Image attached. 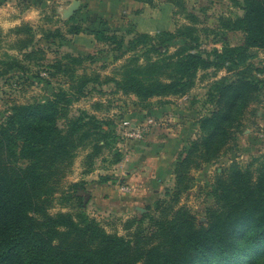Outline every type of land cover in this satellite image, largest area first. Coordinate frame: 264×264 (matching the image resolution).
<instances>
[{"label":"trees","instance_id":"1","mask_svg":"<svg viewBox=\"0 0 264 264\" xmlns=\"http://www.w3.org/2000/svg\"><path fill=\"white\" fill-rule=\"evenodd\" d=\"M138 1L153 6L152 0ZM233 1L241 6L243 15L223 16L220 24L224 30L241 31L242 42L207 55L196 50L200 41L197 17L179 0L171 2L186 12L190 22L174 31L133 30L126 39L105 27L104 20L98 28L71 27L70 33L93 34L111 52L113 62H124L115 75H102L85 64L94 61V54L65 53L51 63V74L64 77L68 87L60 86L47 102L19 103L6 110L0 120V264H252V259H245L250 249L264 254V162L256 176L237 166L217 175L215 203L207 207L206 221L199 222L183 205L177 207L180 195L194 179L190 171L221 156L232 139L231 122L260 90L257 78L241 72L234 79L218 81L209 93L215 108L198 120L199 134L175 162L172 201L157 200L142 215L128 219V235L107 231L85 213L74 216L50 210L79 151H86V170L94 167L105 150L112 154L113 162L121 160L120 151L113 146L111 119L85 111L68 117L70 104L84 94L89 83L99 82L101 77L114 81L118 89L141 101L185 94L195 85L199 69L237 65L249 57L250 49H264V0ZM27 28L16 45L22 53L34 48L33 34ZM14 31L20 33L22 28ZM58 35L62 36L59 29H47L43 37L48 40ZM177 40L183 43L173 53L160 49ZM38 51L34 48L25 56ZM3 64L0 76L25 69L16 55H8ZM145 220L148 225L143 227Z\"/></svg>","mask_w":264,"mask_h":264},{"label":"rangeland","instance_id":"2","mask_svg":"<svg viewBox=\"0 0 264 264\" xmlns=\"http://www.w3.org/2000/svg\"><path fill=\"white\" fill-rule=\"evenodd\" d=\"M74 1L0 0V67L6 66L3 63L8 55H16L25 67L0 76V120L14 104L47 102L60 86L68 87L64 77L51 74L54 73L51 63L65 53L94 54V61L85 63L88 68L102 75H115L124 60L113 62L111 52L104 50L106 46L93 34L70 33L73 25L93 29L104 20L108 23L105 27L130 39L133 30L154 34L160 30L174 31L190 22L186 12L172 0H152L153 6L144 2L131 6L132 0H126L123 8L116 9L111 7L113 0H79L80 7L68 15ZM179 1L197 17L200 41L196 50L203 55L242 42L241 31L224 30L220 24L223 16L243 15V9L235 1ZM18 27L22 28L20 33L14 31ZM27 27L33 34L34 48L40 49L28 57L25 53L34 48L23 53L16 48ZM47 29H59L62 36L46 40L43 34ZM182 43V40L172 41L160 49L173 53ZM240 72L257 78L260 90L246 110L231 122L232 139L221 156L190 171L194 177L191 187L180 195L177 204L189 208L199 222L206 221V209L215 203L213 190L217 175L237 166L256 176L264 162V49H250L249 57L237 65L199 69L195 85L185 94L141 101L135 94L118 89L114 81H104L101 77L99 82L89 83L84 94L70 104L68 117L85 111L101 119H111V128L115 129L113 146L120 151L121 160L113 162L112 154L105 150L94 167L86 170V151H79L51 200L50 210L74 216L85 213L96 218L107 231L128 235L125 229L128 219L142 215L157 200L172 201L175 162L199 134L198 120L215 108L209 93L218 81L234 79ZM70 195L73 197L67 199ZM143 225L146 227L148 221ZM245 259L260 264L264 254L250 249Z\"/></svg>","mask_w":264,"mask_h":264},{"label":"crops","instance_id":"3","mask_svg":"<svg viewBox=\"0 0 264 264\" xmlns=\"http://www.w3.org/2000/svg\"><path fill=\"white\" fill-rule=\"evenodd\" d=\"M126 0H113L112 3H113V6L112 9H116V8H123V4H125ZM130 3V1H128ZM134 3H141V1H138V0H132L131 1V6H133ZM106 4V3H105Z\"/></svg>","mask_w":264,"mask_h":264},{"label":"water","instance_id":"4","mask_svg":"<svg viewBox=\"0 0 264 264\" xmlns=\"http://www.w3.org/2000/svg\"><path fill=\"white\" fill-rule=\"evenodd\" d=\"M81 2L79 0H75L73 4L69 7L68 15L74 14V12L80 7Z\"/></svg>","mask_w":264,"mask_h":264}]
</instances>
